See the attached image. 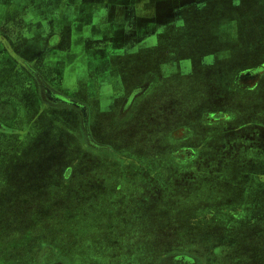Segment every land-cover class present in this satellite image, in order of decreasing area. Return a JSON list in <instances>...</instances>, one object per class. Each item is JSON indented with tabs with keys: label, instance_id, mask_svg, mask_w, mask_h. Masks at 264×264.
<instances>
[{
	"label": "rangeland",
	"instance_id": "obj_1",
	"mask_svg": "<svg viewBox=\"0 0 264 264\" xmlns=\"http://www.w3.org/2000/svg\"><path fill=\"white\" fill-rule=\"evenodd\" d=\"M195 12L160 35L149 58L130 56L139 62L120 70L118 92L144 84L151 69L158 81L92 118L91 150L75 136L64 153L68 139L48 130L26 144L0 138V264H264V70L234 77L264 68V0ZM152 54L173 67L196 56L198 65L164 79ZM206 55L215 60L204 67ZM65 160L75 164L69 179Z\"/></svg>",
	"mask_w": 264,
	"mask_h": 264
},
{
	"label": "crops",
	"instance_id": "obj_2",
	"mask_svg": "<svg viewBox=\"0 0 264 264\" xmlns=\"http://www.w3.org/2000/svg\"><path fill=\"white\" fill-rule=\"evenodd\" d=\"M57 1L48 5L44 0H0V138L6 139L5 144L12 139L26 144L48 130L51 137L56 134L68 139L61 150L64 153L75 148V136L81 151L91 150L83 112L72 105L46 101L42 81L62 97L83 105L88 127L95 115L102 116V110L116 109L105 93L106 77L112 73H104L102 64L106 58L102 24H75L69 17L72 7L68 1L61 10L50 13L48 8L59 5ZM65 9L66 18L58 14ZM117 37L122 45L124 38ZM82 86L96 95H76ZM74 168V163L65 160L62 178H71Z\"/></svg>",
	"mask_w": 264,
	"mask_h": 264
},
{
	"label": "flooded vegetation",
	"instance_id": "obj_3",
	"mask_svg": "<svg viewBox=\"0 0 264 264\" xmlns=\"http://www.w3.org/2000/svg\"><path fill=\"white\" fill-rule=\"evenodd\" d=\"M48 5L53 4L55 0H44ZM69 2V16L75 24H92L97 21L102 24V52L106 48L107 44L114 45L116 51H109L107 48L104 52L106 58L102 59L104 67V73L110 71L112 74L107 75L105 89L106 99L111 103H116V97L119 96V100L123 102V109L127 107L129 101L133 99L135 102L136 97L140 96L144 91H150L155 87L156 75L155 70H150L148 73V79L144 84L133 87L128 92H118L123 86L121 69H135L138 62L134 60L131 55H137L147 50V56L149 55L150 48L155 50V47L160 42V35L168 33L182 28L184 24L185 15H193L201 12H195L204 10L209 3L214 4L216 7V1L210 0L209 3H196V0H188L187 3H182L176 8L167 7L166 9H160L157 2L158 0H117L119 3H114L112 0H59V5L53 8L49 7L48 11L54 13L53 10H61V7ZM130 1V3H128ZM61 6V7H60ZM190 6V7H187ZM52 9V10H51ZM55 14V13H54ZM60 16L66 18V9L64 13H58ZM83 15V17H82ZM140 15V16H139ZM124 38L125 41L122 45L118 42L120 38ZM89 41L86 40L88 46ZM106 45L104 48L103 46ZM196 56L190 58H180V61L176 60L174 67L168 63L161 55L152 54L151 61L153 65H157L163 70V78L166 79L171 74H179V71L183 75H190L193 73V68L198 65ZM200 62L204 67L211 66L215 60L214 55H206ZM28 67V65H26ZM33 69V68H32ZM252 69H257L262 74L264 68L249 67L237 70L235 73V80L241 78L252 79L257 75H253ZM116 71V74H115ZM262 71V72H261ZM35 72V71H34ZM167 72V73H165ZM155 77V78H154ZM43 90L44 99L48 102L62 103L65 105H72L83 112L84 126L87 127L86 109L80 103L62 97V95L50 88L44 80ZM124 87V86H123ZM131 103V104H133Z\"/></svg>",
	"mask_w": 264,
	"mask_h": 264
},
{
	"label": "trees",
	"instance_id": "obj_4",
	"mask_svg": "<svg viewBox=\"0 0 264 264\" xmlns=\"http://www.w3.org/2000/svg\"><path fill=\"white\" fill-rule=\"evenodd\" d=\"M178 257L180 258V260H184V261L186 260V261H191V262L194 261V260H193L190 256H188V255H184V254L182 255V254H181V255H179ZM187 264H191V263H187Z\"/></svg>",
	"mask_w": 264,
	"mask_h": 264
}]
</instances>
